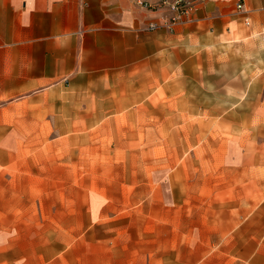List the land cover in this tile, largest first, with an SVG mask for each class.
<instances>
[{"label":"crops","instance_id":"obj_1","mask_svg":"<svg viewBox=\"0 0 264 264\" xmlns=\"http://www.w3.org/2000/svg\"><path fill=\"white\" fill-rule=\"evenodd\" d=\"M172 17L167 6L150 9L142 0H0V125L66 126L69 139L120 126V141L130 136L133 143L149 127L148 142L164 143L163 156L174 140L202 141L189 127H216L230 141H252L254 120L264 132V0H246L244 12L236 0H195L191 15L170 30L165 24ZM29 110L36 121L28 122ZM173 126L183 128L173 133ZM148 151L160 156L153 146ZM128 170L140 173L133 165ZM220 170L244 178L239 185L234 177L222 181L215 176L225 173ZM194 172L204 175L193 179L197 188L244 191L246 211L238 220L236 214L206 219L229 240L215 264H264V216L256 215L264 201L248 209L253 189L264 191L263 180L254 184L250 165ZM181 182L189 184V176ZM236 200L233 192L221 203ZM163 231L167 240L171 233ZM241 234L249 240L231 244ZM167 241L150 253L160 255L149 264H200L188 259V245ZM178 250L184 253L174 256ZM240 252L246 256L238 258Z\"/></svg>","mask_w":264,"mask_h":264},{"label":"rangeland","instance_id":"obj_2","mask_svg":"<svg viewBox=\"0 0 264 264\" xmlns=\"http://www.w3.org/2000/svg\"><path fill=\"white\" fill-rule=\"evenodd\" d=\"M166 1L192 5L195 0L142 3L156 9L165 7ZM27 113L28 122L36 121L31 118L36 111ZM252 127L250 142L230 141L226 131L218 135L216 127H189L202 141L174 140L173 150L163 156L164 143L148 142L145 130L149 127H141V141L133 143L130 136L120 141V126L95 127L69 139L66 126L0 125V264H149L160 255L150 253L169 242L168 238L174 248L188 245L191 261L215 264L229 240L213 232L206 219L236 214L238 220L245 214L239 199L244 191L197 188L193 179L204 175L194 171L250 165L254 184L264 182L260 172L264 169V132L255 120ZM172 128L177 133L183 127ZM60 134L65 137L60 139ZM149 146L160 156L150 157ZM132 153L139 157H129ZM132 165L140 173H129ZM186 166L193 168L189 175L181 173ZM220 171L225 173L215 176L222 181L234 177L239 185L244 178L240 173ZM188 176L190 183H182ZM233 192L235 204H222ZM262 192L253 189L249 210L264 201ZM260 213L264 216V205L257 218ZM165 227L171 233L167 240ZM248 240L241 234L231 244L239 247ZM182 253L178 250L173 255ZM245 256L237 253L238 258Z\"/></svg>","mask_w":264,"mask_h":264},{"label":"built area","instance_id":"obj_3","mask_svg":"<svg viewBox=\"0 0 264 264\" xmlns=\"http://www.w3.org/2000/svg\"><path fill=\"white\" fill-rule=\"evenodd\" d=\"M165 4L173 13L172 19L165 24V27L170 30H172L176 25L183 23L184 19L191 15L192 5L190 4H182L180 2L172 3L170 1H166ZM236 5L238 11L244 12L246 9V0H236ZM150 28L157 29L159 27L156 25H152Z\"/></svg>","mask_w":264,"mask_h":264}]
</instances>
